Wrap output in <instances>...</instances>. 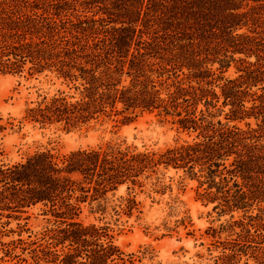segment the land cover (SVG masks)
Returning <instances> with one entry per match:
<instances>
[{"label": "trees", "instance_id": "obj_1", "mask_svg": "<svg viewBox=\"0 0 264 264\" xmlns=\"http://www.w3.org/2000/svg\"><path fill=\"white\" fill-rule=\"evenodd\" d=\"M232 67L236 76L224 77ZM24 72L54 74L73 93L28 107L18 129L69 131L111 113L155 112L195 138L161 154L110 143L0 162V260L134 264L107 225L80 216L86 205L104 212L108 193L141 188L138 178L165 165L229 216L223 227L235 239L215 264H264V0H0V74ZM14 127L0 116V135ZM37 206L49 227L27 242L21 234L32 233L17 223L18 238L3 242L16 233L12 221ZM136 206L129 195L118 207Z\"/></svg>", "mask_w": 264, "mask_h": 264}, {"label": "rangeland", "instance_id": "obj_2", "mask_svg": "<svg viewBox=\"0 0 264 264\" xmlns=\"http://www.w3.org/2000/svg\"><path fill=\"white\" fill-rule=\"evenodd\" d=\"M235 72L232 67L224 77H235ZM59 92L73 93L51 73L0 74V116L4 122L10 119L15 125L13 130L8 128L0 135V162H18L37 150L52 149L57 154L68 155L110 143L134 148L137 152L161 154L195 138V134L178 130L171 118L155 112L131 119H126V114L111 113L82 129L69 131L59 125L42 128L27 122L18 129L25 109ZM219 119L224 121L223 117ZM137 180L143 187H132L130 183L121 185L117 191L107 194L104 212H97L96 205L91 211L86 205L80 219L86 224L107 225L114 244L125 255H132L134 264H215L216 258L224 252L223 243L233 241L235 236L223 227L229 216L220 217L213 211L215 204L199 199L197 192L203 189L197 181L190 180L183 170L165 165L156 166L153 172ZM129 195L135 197L137 204L131 214L118 207L120 198ZM46 221L39 206L32 208L20 221H12L10 228L16 233L2 241L18 238L17 223L26 225L32 233L31 239H27L29 232H23L22 238L34 241L35 234L49 227ZM2 256L0 253V259ZM21 258L31 262L27 254ZM5 260H0V264H25ZM240 264H254V260L242 257Z\"/></svg>", "mask_w": 264, "mask_h": 264}]
</instances>
